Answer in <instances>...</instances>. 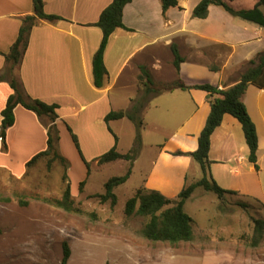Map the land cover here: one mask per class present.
I'll return each mask as SVG.
<instances>
[{
  "label": "crops",
  "instance_id": "1",
  "mask_svg": "<svg viewBox=\"0 0 264 264\" xmlns=\"http://www.w3.org/2000/svg\"><path fill=\"white\" fill-rule=\"evenodd\" d=\"M112 1L44 0L46 14L61 19H37L22 63L16 71L30 97L59 105L56 120L60 131L58 150L65 128L71 126L80 139L85 158H94L97 164L105 146L111 144L107 135L110 123L126 119L113 120L108 124L106 116L111 111L129 110L134 100L144 96V86L139 81L141 66L150 72L156 89L177 80L189 87L211 84L229 88L238 83L250 60L264 51V28L232 16L221 6L211 5L208 17L200 19L192 14L201 0H178V6L165 14L161 0H132L123 11L126 29H116L106 47L104 61L108 75L104 86L96 88L93 57L103 37L97 22ZM258 1L233 0L231 4L236 9H249ZM33 15V0H0V74L5 68L4 54L16 41L23 19ZM173 45L177 46L184 59L179 72L174 65ZM118 87L121 90L133 88L136 93L126 97L113 94ZM12 93L9 82L1 81L0 126L2 110ZM166 94L172 95L176 101L178 113L186 110L183 125L173 136L177 141L176 147L170 149L171 141H167L162 154L166 164H175L179 168L177 176L182 184L187 179L185 174L192 165V157L174 154L178 151L194 152L198 148V138L210 114L213 97L206 91L193 88L146 94L149 101L144 115L148 114L154 99ZM243 101L258 133L259 170L249 161V148L241 123L225 114L210 139L209 174L223 189L264 205V87L250 84ZM14 112L16 120L7 131L6 149L0 141V157L3 156L4 160L1 166L8 171L17 169L19 165L25 168L36 154L47 149V128L42 120L21 105ZM191 124H194L192 129L185 132L186 125ZM110 135L114 145V137ZM170 185L168 170L163 168L161 177L152 176L142 187L167 197L164 190ZM256 260L252 262L264 264V259ZM234 261L252 264L246 259L239 261L234 258Z\"/></svg>",
  "mask_w": 264,
  "mask_h": 264
},
{
  "label": "rangeland",
  "instance_id": "2",
  "mask_svg": "<svg viewBox=\"0 0 264 264\" xmlns=\"http://www.w3.org/2000/svg\"><path fill=\"white\" fill-rule=\"evenodd\" d=\"M135 93L133 88L121 90L120 87L113 92L124 97ZM176 105L169 94L151 102L148 114L143 116L140 152L129 180L115 190L118 196L115 205L111 201L102 203L96 195L104 194L106 182L112 177L124 176L132 163L117 160L100 165L94 158L87 160L82 153L90 165L87 177L68 126L59 147L66 162L47 156L30 167L19 165L8 171L2 168L4 160L0 157V197L10 198L9 202H0V264H61L64 242L71 249L68 264H248L235 262L234 258L261 264L252 261L264 259V239L255 248L251 242L254 220L264 219V205L250 198L237 194L219 197L197 188L184 206L194 219V240L177 244L145 239L141 231L150 217L125 214L127 200L146 186L152 176L161 177L163 168H167L172 181L164 192L173 201L178 199L182 188L203 177L201 166L192 159L185 174L187 179L180 184L179 168L162 160L163 145L171 141L170 149L175 148L177 141L173 136L183 125L186 110L178 113ZM110 125L119 137L117 150L129 152L137 134L135 124L124 119ZM193 125H186L184 131H190ZM107 135L111 144L105 146L103 154L113 147L108 131ZM78 143L82 152L79 138ZM65 173L67 179H64ZM83 180L86 182L80 189L79 183ZM68 183L81 214L54 205L62 199ZM22 201L27 204L22 205Z\"/></svg>",
  "mask_w": 264,
  "mask_h": 264
},
{
  "label": "trees",
  "instance_id": "3",
  "mask_svg": "<svg viewBox=\"0 0 264 264\" xmlns=\"http://www.w3.org/2000/svg\"><path fill=\"white\" fill-rule=\"evenodd\" d=\"M233 0H201L193 10V17L204 19L208 17L209 7L211 5L221 6L229 14L234 17L257 24L264 28V0H259L253 8L236 9L231 4ZM132 0H113L106 7L97 22V26L101 28L103 37L99 49L93 57V80L96 88H102L105 79L108 75V70L104 61V54L111 35L118 28L126 29L123 23V11L126 5ZM163 13L169 9L178 6V0H161ZM263 8V10H262ZM33 16H26L19 30L18 37L12 45L10 51L5 56V68L0 74V82H9L13 93L9 96L5 108L2 110V121L0 126V141L3 149L7 148L6 136L7 131L15 124V108L21 105L25 109L34 112L47 128V149L36 154L27 164L30 167L42 157L52 156V159L60 158L62 162H66L65 157L59 153L58 144L60 141V131L56 124L59 117L57 110L58 104H47L40 100L30 97L23 84L16 76V71L19 69L24 53L29 45V38L33 27L37 23V19H46L49 21L60 20L61 18L55 15H48L44 10V0H33ZM174 54V65L176 71L179 72L180 64L184 60L178 51L176 45L172 46ZM139 81L144 86V96L133 101V105L129 110L111 111L106 116V122L120 120L126 118L133 122L137 128V134L133 148L127 153H120L117 150L118 136L109 127L110 133L113 135L115 143L113 147L98 158L100 165L107 164L117 160H126L131 162V167L124 176H115L110 178L105 184L104 194H97L102 203L111 201L112 205L117 203L118 196L115 193L116 188L126 183L131 174L132 166L140 152L142 146L141 129L143 128V115L147 108L149 99L146 94H158L165 91L181 88L183 90L198 89L206 91L210 97L211 111L207 118L206 124L198 138V148L194 152L185 153L182 151L176 152L174 155L190 156L196 161L203 171V177L183 188L179 193L178 199L173 201L157 191H148L141 187L136 191V194L127 200L125 205V214L127 216H143L150 217L149 221L143 227L142 236L152 242H165L169 244H177L181 242H191L194 240V219L186 213L184 206L186 201L192 196L194 191L202 187L206 191L213 192L219 197L225 195H235V191L225 190L220 187L217 182L210 176L209 167L211 161L209 159L210 139L217 127L222 123L225 114H229L236 118L242 125L246 143L249 148V161L254 164L256 170H259L257 163L258 157V133L256 126L251 119L243 97L250 84H256L264 87V51L261 52L255 59L250 60L247 69L241 74L238 83L229 88H220L211 84H197L192 87L186 86L181 80L164 86L161 89L154 88V82L150 72L144 67H140ZM47 118V120H45ZM74 143L78 148L79 154L90 173L89 163L84 159L80 150L77 136L68 127ZM87 175V176H88ZM68 175L65 173L64 179ZM87 178V177H86ZM86 180L79 183L80 189L85 185ZM10 198L0 197V202H9ZM26 205V202H21ZM55 206L70 212L81 214L82 210L75 206L71 193V186L68 183L63 193L62 199L56 200ZM264 239V219L254 220V235L251 242L252 247H258ZM71 258V249L67 242L63 243V257L61 264H68Z\"/></svg>",
  "mask_w": 264,
  "mask_h": 264
}]
</instances>
